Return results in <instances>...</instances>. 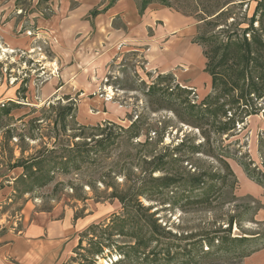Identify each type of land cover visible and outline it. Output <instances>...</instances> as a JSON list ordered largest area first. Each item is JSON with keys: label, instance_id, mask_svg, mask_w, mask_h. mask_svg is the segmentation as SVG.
<instances>
[{"label": "rangeland", "instance_id": "1", "mask_svg": "<svg viewBox=\"0 0 264 264\" xmlns=\"http://www.w3.org/2000/svg\"><path fill=\"white\" fill-rule=\"evenodd\" d=\"M153 2L185 28L144 51L99 6L0 0V241L42 216L58 264H264V0Z\"/></svg>", "mask_w": 264, "mask_h": 264}, {"label": "crops", "instance_id": "2", "mask_svg": "<svg viewBox=\"0 0 264 264\" xmlns=\"http://www.w3.org/2000/svg\"><path fill=\"white\" fill-rule=\"evenodd\" d=\"M102 2L104 0H79L80 5L76 14L87 12L93 5L99 6L100 12L97 13V21L104 20V27L107 29L110 27L114 36L125 34L127 37L124 38L129 43L134 42L133 40L141 41L136 47H143L144 51H150L153 48L149 47L152 42L159 44L166 35L176 34L185 28V24L182 23L184 17L174 10L154 2L149 3L141 12L136 0H111L106 5H103ZM114 18L120 19V25L111 28L112 25L108 26V22ZM158 21L162 23L160 24ZM81 25H83V21H81ZM148 29L154 31L153 37L146 36ZM134 35L137 38L133 37ZM173 37L174 39L171 40L173 49L169 47V43L163 46L168 49L166 54L171 58L184 59L186 50H190L189 53L191 51L198 52L195 46L187 47V49L178 48L179 39L177 36ZM161 55L165 56L163 52ZM168 64L173 63L171 61ZM47 220L46 222L42 216H39L30 222V226L24 233L0 241V264H58L60 258L72 245L73 233L69 231L68 225L62 219Z\"/></svg>", "mask_w": 264, "mask_h": 264}, {"label": "trees", "instance_id": "3", "mask_svg": "<svg viewBox=\"0 0 264 264\" xmlns=\"http://www.w3.org/2000/svg\"><path fill=\"white\" fill-rule=\"evenodd\" d=\"M153 1H157V2H159V3H161V4H164V0H162V1H160V0H141V2H140V4H139V11L141 12L149 3H151V2H153ZM215 75V74H214ZM212 78H213V76H212ZM214 80H215V78H213ZM213 82V81H212ZM103 140V139H102ZM104 140H107V138H104ZM98 143L99 144H101V140L100 141H98ZM172 181H174V180H164V179H161L160 180V182H161V184L163 185V186H167L169 183H171Z\"/></svg>", "mask_w": 264, "mask_h": 264}, {"label": "bare ground", "instance_id": "4", "mask_svg": "<svg viewBox=\"0 0 264 264\" xmlns=\"http://www.w3.org/2000/svg\"><path fill=\"white\" fill-rule=\"evenodd\" d=\"M106 262V261H105Z\"/></svg>", "mask_w": 264, "mask_h": 264}]
</instances>
